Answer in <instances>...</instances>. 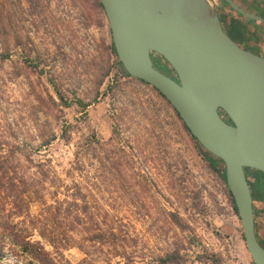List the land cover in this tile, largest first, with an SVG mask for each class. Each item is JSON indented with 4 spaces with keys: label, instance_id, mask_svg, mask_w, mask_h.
Masks as SVG:
<instances>
[{
    "label": "rangeland",
    "instance_id": "1",
    "mask_svg": "<svg viewBox=\"0 0 264 264\" xmlns=\"http://www.w3.org/2000/svg\"><path fill=\"white\" fill-rule=\"evenodd\" d=\"M110 41L94 0H0V264H254L222 177Z\"/></svg>",
    "mask_w": 264,
    "mask_h": 264
},
{
    "label": "water",
    "instance_id": "2",
    "mask_svg": "<svg viewBox=\"0 0 264 264\" xmlns=\"http://www.w3.org/2000/svg\"><path fill=\"white\" fill-rule=\"evenodd\" d=\"M99 1L125 71L157 89L197 141L222 161L246 248L254 264H264L246 174H264V55L229 36L218 0ZM222 1L264 21L235 0ZM161 59L174 75L162 69Z\"/></svg>",
    "mask_w": 264,
    "mask_h": 264
},
{
    "label": "crops",
    "instance_id": "3",
    "mask_svg": "<svg viewBox=\"0 0 264 264\" xmlns=\"http://www.w3.org/2000/svg\"><path fill=\"white\" fill-rule=\"evenodd\" d=\"M247 9L258 12L264 8V0H237ZM263 4V5H262ZM264 11V10H262ZM223 15L227 18L226 32L241 46L256 52L258 49L264 55V37L262 28L257 21H253L232 9L223 7Z\"/></svg>",
    "mask_w": 264,
    "mask_h": 264
},
{
    "label": "trees",
    "instance_id": "4",
    "mask_svg": "<svg viewBox=\"0 0 264 264\" xmlns=\"http://www.w3.org/2000/svg\"><path fill=\"white\" fill-rule=\"evenodd\" d=\"M94 3L96 5H98V7L100 8V10L103 12V14L105 15V12H104V9L100 3L99 0H94ZM109 52L114 55L115 57V64H116V67H117V70L122 73L123 75H126V76H130L126 71L125 69L123 68L121 62L118 60L117 58V54H116V51H115V47H114V44H113V41H112V37H111V41H110V45H109ZM137 79V78H136ZM140 80V79H138ZM141 82L143 83H146L142 80H140ZM148 84V83H146ZM154 88V87H153ZM155 89V88H154ZM163 98H165L157 89H155ZM85 105V104H84ZM175 111V109H174ZM176 115L178 116V118L181 120V118L179 117L178 113L175 111ZM182 122V125L184 126V128L186 129V131L188 132V134L190 135L192 141L194 142L197 150L203 155L204 159L207 161V163L222 177L224 183L226 184V180H225V169H224V166H223V163L220 159H218L217 157H215L214 155H212L211 153H209L198 141L197 139L190 133L189 129L186 127V125L184 124V122L181 120ZM260 179V180H259ZM258 181L255 183V187H260L258 189H260V191H262V198L264 199V180L262 178H259ZM227 187V186H226ZM228 189V187H227ZM252 191V190H251ZM228 193L230 195V199H231V205H232V208L234 210V212L237 214L238 216V212H237V209H236V206H235V203H234V200L232 198V195L228 189ZM253 194V193H252ZM258 213H264V209L263 210H258L256 208H254V215H255V221H256V216L258 215ZM255 232H256V235H257V238L259 240V242L264 246V243L260 240V238L258 237V234H257V230H256V222H255ZM28 250V249H26ZM179 256L178 253H170L168 255H166L162 261L165 262V263H169L171 261H173L174 259H176V257Z\"/></svg>",
    "mask_w": 264,
    "mask_h": 264
},
{
    "label": "flooded vegetation",
    "instance_id": "5",
    "mask_svg": "<svg viewBox=\"0 0 264 264\" xmlns=\"http://www.w3.org/2000/svg\"><path fill=\"white\" fill-rule=\"evenodd\" d=\"M238 4H239V2L237 1V0H235ZM220 2V4L221 3H224V4H226L224 1H222V0H220L219 1ZM240 5V4H239ZM263 5V4H262ZM240 6H242L243 8H245L246 10H248V11H251V10H249V9H247L244 5H240ZM264 6V5H263ZM220 7H221V5H220ZM225 7H227L228 9H231L229 6H228V4H226L225 5ZM224 7V8H225ZM233 10V9H232ZM262 10H264V8H262ZM262 10H260L259 9V11L258 12H254V11H251V12H254V13H256V14H259V15H261L263 18H264V11H262ZM218 11H219V16L222 14L223 15V7H221V8H219L218 7ZM234 11V10H233ZM236 12V11H235ZM238 13V12H237ZM221 20V19H220ZM258 23H263V24H260V27L263 29L262 30V34H263V37H264V21H257ZM222 23V22H221ZM223 26V25H222ZM230 36V35H229ZM231 37V36H230ZM239 44V43H238ZM240 45V44H239ZM241 46V45H240ZM243 47V46H242ZM245 48V47H244ZM247 49V48H246ZM250 50V49H249ZM252 51V50H251ZM254 52V51H253ZM255 53H258V54H261L262 55V53H260V51H259V49L255 52ZM247 174V173H246ZM247 180H248V177H247Z\"/></svg>",
    "mask_w": 264,
    "mask_h": 264
}]
</instances>
